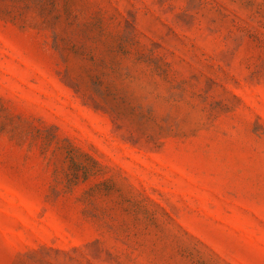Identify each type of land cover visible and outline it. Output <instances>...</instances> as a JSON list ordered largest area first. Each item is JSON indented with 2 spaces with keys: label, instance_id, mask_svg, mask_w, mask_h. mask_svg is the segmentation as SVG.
Wrapping results in <instances>:
<instances>
[{
  "label": "rangeland",
  "instance_id": "374dc122",
  "mask_svg": "<svg viewBox=\"0 0 264 264\" xmlns=\"http://www.w3.org/2000/svg\"><path fill=\"white\" fill-rule=\"evenodd\" d=\"M0 264H264V0H0Z\"/></svg>",
  "mask_w": 264,
  "mask_h": 264
}]
</instances>
